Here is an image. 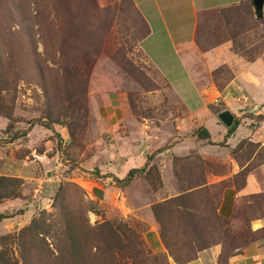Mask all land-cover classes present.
Segmentation results:
<instances>
[{
	"label": "rangeland",
	"instance_id": "rangeland-1",
	"mask_svg": "<svg viewBox=\"0 0 264 264\" xmlns=\"http://www.w3.org/2000/svg\"><path fill=\"white\" fill-rule=\"evenodd\" d=\"M262 22L252 0L203 13L197 44L209 49L229 41L236 53L253 59L264 49ZM143 32L129 0H0V147L15 137L35 147L45 144L53 133L23 136L36 124L64 126L69 141L60 143V169L50 166L41 183L18 178L20 186L0 182V213L5 216L0 219V264L182 263L214 244L221 245L219 264H225L240 247L264 239V228L251 227L252 220L264 217V194L244 197L233 222L220 217L217 206L226 182L210 184L207 179L227 173V165L195 153L174 157L172 166L162 157L150 165L147 161L131 176L133 182H116L128 185L110 189L116 191L118 203L92 198L93 190H99L95 182L106 186L97 179V169L81 163L109 140L103 114L108 96L113 100L119 94L130 116L159 125L163 134L171 132L173 120L186 115L178 97L140 52L137 42ZM220 109L215 105L212 111ZM244 116H249V136L229 148L234 160L248 164L231 178L236 188L248 167L264 161V114ZM219 146L216 149L227 147L223 142ZM38 183L45 189L36 193ZM14 189L18 196L3 197ZM105 223L115 229L103 243L98 229H109ZM150 227L159 234L163 253H154L160 246L152 234L147 245L144 233Z\"/></svg>",
	"mask_w": 264,
	"mask_h": 264
},
{
	"label": "crops",
	"instance_id": "crops-1",
	"mask_svg": "<svg viewBox=\"0 0 264 264\" xmlns=\"http://www.w3.org/2000/svg\"><path fill=\"white\" fill-rule=\"evenodd\" d=\"M97 1L104 3L107 0ZM129 1L148 28V33L138 40V48L178 97L185 107L186 115L173 120L171 132L163 134L159 132V125L153 127L146 120H137L130 116L119 94L113 96V100L108 96L109 103L105 104L103 114L109 125V140H105L95 154L81 163L84 168L90 169L92 166L97 169L101 174L97 179L102 180L106 186L95 182L99 190H93L91 196L99 202L108 199L118 203L117 193L112 190H121L120 188L126 187L128 183L120 187L116 185V179L126 178L131 169H141L147 165V161L150 165L157 157H162L163 161L167 160V164L172 166L174 157L181 158L195 153L212 163H226L227 173L211 174L207 183L226 182L221 191L217 213L233 222L237 207L244 197L264 194V161L257 166L248 167L243 184L236 188L231 178L248 164L240 165L231 157L229 151V148H234L240 140L249 136V128L245 126V120H249V116L245 117L244 114H264V49L253 59L240 56L232 49L229 41L209 49H200L197 44V30L203 13L234 7L244 0ZM262 16L264 27V12ZM192 94L196 98L195 105H191ZM215 105L221 108L219 112L227 110L233 115V121H239L233 132L229 133L230 127L219 120V112L216 114L212 111ZM98 115L102 117L100 111ZM234 115L237 118L234 119ZM262 124L264 125V121ZM199 128H205L209 138H199L196 141L198 137L195 131ZM189 131L194 134H188ZM33 132L44 133L46 136L47 132L53 134L45 144H39L38 147L30 144L28 140L19 142L20 138L5 143L7 146L0 147V153L4 151L0 156V176L31 183L39 180L41 183V180H46L43 173L50 166L55 165L60 169L58 167L62 163L56 160L59 159L60 143L69 142L66 140L65 127L54 125L48 128L36 124L24 136L30 137ZM48 142L50 144H47ZM220 142L227 147L216 149L220 147ZM161 147H164L163 151L149 159V156ZM8 149L9 152L5 153ZM160 171L162 172V169ZM49 179L52 181L54 178L52 176ZM134 179L135 177H132L129 183ZM40 183L34 188L36 193L45 189ZM110 192H114V197L110 196ZM251 227L255 231L263 229L264 217L252 220ZM150 234L156 237L160 246V251L154 253H163V242L152 227L144 233L147 245H150ZM221 252V245L214 244L198 251L188 262L176 263L171 260L170 264H219ZM225 264H264V239L240 247L226 258Z\"/></svg>",
	"mask_w": 264,
	"mask_h": 264
},
{
	"label": "trees",
	"instance_id": "trees-1",
	"mask_svg": "<svg viewBox=\"0 0 264 264\" xmlns=\"http://www.w3.org/2000/svg\"><path fill=\"white\" fill-rule=\"evenodd\" d=\"M132 5V4H131ZM133 6V5H132ZM134 8V7H133ZM137 12V11H136ZM137 14H138V16H139V18H140V20H141V23H142V26L144 27V32H143V34L141 35V37L139 38V39H141L142 37H144L147 33H148V28H147V25H146V23H145V21L142 19V17L139 15V13L137 12ZM257 14V18H259V19H262L263 20V16H262V14H260V13H256ZM237 124H238V121L237 120H234V123L230 126V128H229V133H231V132H233V130L236 128V126H237ZM31 125H32V123H31ZM44 126H46V127H48L49 128V126L48 125H46V124H44ZM200 129V128H199ZM24 135H26V132H25V134H23V136ZM197 137L198 138H203V139H206V138H209V134H208V132H207V130L205 129V128H202V129H200V130H198L197 131ZM16 138V137H15ZM14 138V139H15ZM14 139H9V140H7V141H5V142H2L1 144H5V143H9V142H12ZM140 169H131L129 172H128V174H127V177L126 178H124V179H122V180H119V179H116V181L117 182H123V183H126V182H129L130 180H131V176H133L136 172H138ZM244 177H245V175H244ZM127 179V180H126ZM2 181H6V182H8L9 184H10V186H20V184H21V181H19L18 179H16V178H13V177H5V176H1L0 177V182H1V184H2ZM243 182H244V180H243ZM18 190V189H17ZM17 190H15L14 189V191H11V193H5L4 195H6V196H3V197H16V196H18L19 195V192L17 191ZM5 216L4 215H2L1 213H0V219H2V218H4ZM104 225H107V226H109V229H104L103 227H100L98 230H99V232H98V235H99V238L101 239L100 241L101 242H103V243H106V239L108 238V235H110V233L111 234H114V227L112 226V224H110V223H105ZM165 246H166V249L168 250V252L171 254V255H174L173 254V252L170 250V246L167 244V243H165ZM98 248L96 247V250H97ZM53 250H55V252H56V255L55 256H58L59 255V252H60V250L58 249V248H56L55 247V249H53ZM54 253H53V251H52V255H53ZM173 257H175V256H173ZM193 258H189V259H187L186 261H184V262H182V263H185V262H188V261H190V260H192ZM220 260V259H219ZM178 263V262H177Z\"/></svg>",
	"mask_w": 264,
	"mask_h": 264
},
{
	"label": "water",
	"instance_id": "water-1",
	"mask_svg": "<svg viewBox=\"0 0 264 264\" xmlns=\"http://www.w3.org/2000/svg\"><path fill=\"white\" fill-rule=\"evenodd\" d=\"M252 4H253L255 13L262 14L264 0H252ZM218 118L227 127H230L233 124V115L227 110L219 112Z\"/></svg>",
	"mask_w": 264,
	"mask_h": 264
}]
</instances>
